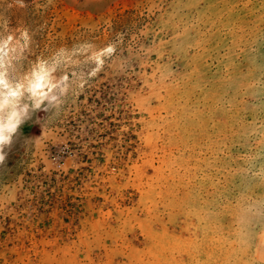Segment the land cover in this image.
<instances>
[{
    "label": "rangeland",
    "instance_id": "1",
    "mask_svg": "<svg viewBox=\"0 0 264 264\" xmlns=\"http://www.w3.org/2000/svg\"><path fill=\"white\" fill-rule=\"evenodd\" d=\"M4 67L65 93L0 166V264H264V0H0Z\"/></svg>",
    "mask_w": 264,
    "mask_h": 264
},
{
    "label": "clouds",
    "instance_id": "2",
    "mask_svg": "<svg viewBox=\"0 0 264 264\" xmlns=\"http://www.w3.org/2000/svg\"><path fill=\"white\" fill-rule=\"evenodd\" d=\"M23 90V92L21 91ZM65 89L58 87L55 74L48 72H33L23 83H17L10 78L6 67L0 70V166L6 165L8 156L20 132L21 126L30 118V113L41 108L43 101L50 107H57L62 101ZM28 95L31 105L20 103L6 109L9 101H17L20 96ZM255 159V158H253ZM264 169V164L261 165ZM264 215V195L248 197L241 200L236 210V228L239 242L247 243V224L252 216Z\"/></svg>",
    "mask_w": 264,
    "mask_h": 264
}]
</instances>
